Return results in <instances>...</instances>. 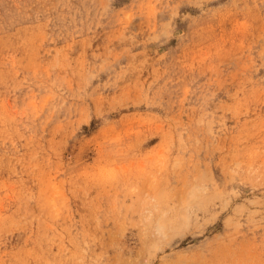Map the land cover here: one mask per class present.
<instances>
[{
    "label": "rangeland",
    "instance_id": "obj_1",
    "mask_svg": "<svg viewBox=\"0 0 264 264\" xmlns=\"http://www.w3.org/2000/svg\"><path fill=\"white\" fill-rule=\"evenodd\" d=\"M0 264H264V0H0Z\"/></svg>",
    "mask_w": 264,
    "mask_h": 264
}]
</instances>
